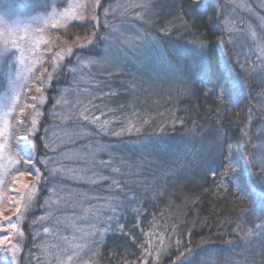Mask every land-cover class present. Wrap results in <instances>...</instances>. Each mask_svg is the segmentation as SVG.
<instances>
[{"label": "trees", "instance_id": "16d2710c", "mask_svg": "<svg viewBox=\"0 0 264 264\" xmlns=\"http://www.w3.org/2000/svg\"><path fill=\"white\" fill-rule=\"evenodd\" d=\"M7 1L14 5H25L33 11H40L44 2L5 0ZM110 1L102 0L98 27L93 28V21L76 22L69 26L67 33L56 30L53 32L54 36L59 35L68 42H72L77 35H90L93 30L98 37L104 36L107 16H102L100 10ZM183 2L184 0H152L155 8L152 14L146 16V20L151 22L136 23L147 36V49L158 63V74L147 76V67L139 61L140 56L137 57L133 52L126 55L122 59V65L114 70L100 72L103 70L98 71L100 66L96 63L81 68L77 56L86 53L84 50L74 49V54L63 61L64 67L45 86V101L37 107L41 113L37 135L34 137L37 157L58 156L64 149L76 148L82 142L85 146L91 145L93 151L83 154L86 165H96L110 179L91 184L87 179L79 181L81 173H72L66 178L62 174L50 176L43 165L37 164L45 178L39 185L36 202L22 221L25 235L21 241L23 251L19 253V264H33L28 260L35 252L38 224H33L32 221L44 213L45 206L41 205H45V200L49 198L50 188H55L58 196H64L69 194L67 183L80 190L79 194L84 198L95 195L102 199L116 197L113 201L117 206L115 213L108 210L99 219L100 224H104L108 216L114 217L107 221L111 228L104 233L106 238L102 237L99 254L92 264H124L125 260L139 264V245L147 239L144 232L153 231L157 236L162 234L165 245L168 246V256L162 257L160 264H171L179 254L175 247L177 240L181 242L180 251L190 247L195 253L190 264H264V235L245 237L247 229L262 223L259 219L261 211L250 197L238 192L227 181L226 187L217 186L223 169L220 167V153L214 150L219 142L225 153H231L237 172L247 168V159L253 180L256 181L257 177L264 180V172H261L253 159V150L258 140L255 126L261 118L255 96L262 88L247 72L241 71L248 87L236 99L220 104L216 95H213V89L222 84L223 77L227 75L221 63V40L226 55L232 60V46L221 21V11L216 1L210 0L211 6L204 20L197 28L185 29L178 19ZM165 28L170 31H163ZM201 39L207 42L205 60L214 72L211 78L203 75L197 56ZM156 43L168 51V63H162L159 59L154 47ZM89 47L96 55L89 56L88 59L97 61L102 58L103 40L97 39ZM176 47L184 51L182 56H177ZM4 59L0 55V81ZM168 64L177 70L173 76L165 74L167 77L163 76L161 70ZM69 67H76L78 70L73 73L68 71ZM66 86L80 93L86 92V96L69 104L72 105L71 119L58 122L62 124L60 129L79 121L86 124L87 130L91 132L82 141L80 139L73 144L61 142L54 145L56 151L52 152L44 148V144L49 143L45 133L50 120H53L50 111L54 96L60 87ZM216 91H219L218 87ZM109 92L117 94L104 95ZM89 100L91 105L88 104ZM120 105L124 107L121 109ZM82 107H88L92 115L100 116L101 111L106 113L105 117H101V122L105 118L113 121L108 125L107 131L78 119ZM108 109H114L115 112L109 113ZM128 120L134 125L132 131H125L120 136L111 134L127 127ZM145 120L148 123H144ZM25 127L28 125H24L21 130ZM137 128L140 130L136 131ZM245 132L247 135H244ZM100 160L110 161L109 167L99 165ZM73 164L75 163L72 162L70 167L76 172ZM113 168H119V173L113 172ZM213 171L217 173L216 177H213ZM91 176L83 172V177ZM111 179L126 186L122 190L113 188L110 191ZM257 186H260L259 182ZM102 204H105L104 199ZM75 211L74 207L56 209L53 216L55 218L50 220L61 223L62 216L67 219L69 215V220L74 224L75 218L79 219L82 215L81 210L79 215ZM89 215L97 220L93 214ZM119 224L124 225L123 231L117 227ZM79 225L76 227L79 228ZM82 226L84 228L85 225ZM155 243L159 241L155 240ZM149 264H152L151 258Z\"/></svg>", "mask_w": 264, "mask_h": 264}, {"label": "snow or ice", "instance_id": "6c2138e0", "mask_svg": "<svg viewBox=\"0 0 264 264\" xmlns=\"http://www.w3.org/2000/svg\"><path fill=\"white\" fill-rule=\"evenodd\" d=\"M64 6H60L57 0H44L41 7L44 9L42 15L31 18V24L20 25L17 24L14 27L5 26L0 29V55H3L5 60L9 56H17V61L19 64L23 65L28 57H32V67L28 68L30 73L34 72L37 65L43 66L46 60L50 62L52 71H49L47 67H43L39 76H35L34 79L39 81L42 85L44 80L51 81L53 75L61 70L63 61L74 54V49L84 50L86 55H78L77 61L81 68L89 67L97 63L93 59H88L87 57L96 55L89 46L95 44L97 39H101L107 42L105 49V61L116 65L119 63L121 58L122 50L119 47V43H127V40H121L120 36L117 35L116 28H110L109 34L105 36L98 37L97 32L93 30L90 35H85L81 37L79 35L75 36L72 43L69 44L67 39L57 35L52 36L49 33V29L53 30H63L67 33L70 25L76 22H95L93 28L99 26V17L95 15V11L98 7L102 6V0H63ZM210 0H184L180 7V19L183 27L185 29L197 28V25L202 22L207 15L210 8ZM142 9L141 12H136L135 17L144 20L146 23H150V20H146V14H152L155 5L152 0H129L128 3L120 4L117 3L115 7L110 10L105 9V16L111 13H116L117 10H121V14L128 13L130 10ZM227 30L229 33L233 31L231 26L232 22H227ZM35 25V26H33ZM105 27H109L107 21H105ZM167 32L170 29H163ZM250 35L256 49V61L255 64L257 68L261 71V83L262 88L261 93L258 96H264V35H258L255 29H250ZM58 41H63L66 46H59ZM193 43H196L195 41ZM223 44V40L220 41ZM43 46V47H42ZM58 47V50L53 52V48ZM156 53L162 63L169 62V54L164 48H162L158 43L154 44ZM115 49V51H112ZM207 49V42L203 39L199 41V52L197 53L201 70L205 77L211 78L214 75L212 68L207 64L205 60V50ZM46 53H52L50 58L46 57ZM126 55V54H125ZM243 67V65H241ZM15 64L9 65V70L5 74L9 84L11 85L13 92L11 96H6L4 98L5 102L3 104V110L0 111V209L10 206L12 203L16 204V214L15 216H4L0 219V264H19L18 254L23 251L21 244L24 238V231L22 228V221L24 220L25 214L32 208L36 202L39 185L41 181L45 178L41 169L37 167V164L43 165L50 176H56L63 174L66 171L72 172L75 175L74 170L65 169V167L60 164L59 160L53 156L43 155L37 157V144L34 139L37 135V124L38 121L36 116L41 115L37 109L36 103H29L20 106V101L22 99L18 91V85L16 84V79L13 77V69ZM78 69L76 67H69L68 71L75 73ZM47 74V75H45ZM249 72V75H252ZM111 75V73H109ZM20 73L17 70L15 72V77H19ZM219 91H216V88ZM248 87L246 81L242 80L238 74H233L229 70L228 74L223 77V83L219 86H214L213 95H216L217 100L223 105L225 102H231L236 99L239 93ZM32 89H29L31 91ZM37 93H41V97L32 96V101L42 102L43 93L40 86L35 87ZM117 93L109 92L104 93L105 96H115ZM96 97H92L95 99ZM68 101L61 98L56 101V105L67 104ZM78 104L82 102L77 101ZM91 105V100L88 101ZM93 107H96L93 105ZM124 105H120L122 109ZM27 109H33L35 114L30 118H23L26 116ZM19 113L18 116L13 115V113ZM109 113H114V109H108ZM135 115V113H133ZM79 119L97 125L101 130L107 131V127L113 121L109 119H104L101 122V117H105L106 113L100 112V116L92 115L88 107H82V110L78 114ZM11 120H15L16 123H10ZM64 119H71V117H65ZM125 119H128L125 117ZM144 123H148L147 120ZM29 125L27 131L24 134H19L24 125ZM134 125L131 120H128L127 127H122L120 131L112 132V135L120 136L125 131H132ZM139 131L140 129H135ZM81 135L82 133H76ZM86 134V133H83ZM247 135V132L244 133ZM54 143V142H53ZM44 148L49 151L55 152L56 148L52 147L50 143H45ZM102 150V149H101ZM216 151L220 153L221 164L220 167L223 171L219 174L218 187H226V181L228 184L233 185L238 192H242L244 195L251 198L252 202L261 211V216L259 219L262 221L260 224H256L254 228H249L245 232V237L261 236L264 235V231L257 232L256 229L264 230V180H260L259 177L256 181L253 180L252 172L248 171L247 168H242L237 172L233 165L231 153H225L223 151L222 145L218 142L215 146ZM67 158V157H63ZM99 165L104 168L109 167L110 161L100 160ZM23 169V170H22ZM85 169L83 171H87ZM261 172H264V167H262ZM113 172L119 173V168H113ZM213 177L217 176L215 171L212 172ZM11 176L12 179L7 181L4 177ZM32 176L33 181L31 183H22L18 177ZM80 179H87L91 184H97L98 181L109 180L110 177L102 175L99 171H94L91 177H83ZM259 182V187L257 186ZM20 184V187H13L14 185ZM126 185L116 179H111V184L109 185V190L113 188L122 190ZM131 191V189H129ZM15 193V195H12ZM52 194L57 195V199L53 200L50 196L45 202V205L51 208L53 205L59 204L60 198L57 194L55 188L52 189ZM163 195V193H161ZM105 204L101 205L100 208H108L113 213L116 211V204L113 201L116 197H105ZM85 211L96 216L97 220L100 219L103 213L92 206ZM52 214L49 212L45 216L39 217L37 220H33L32 223L42 222L44 220H50ZM113 216H108L107 221L113 220ZM104 224H91L89 228L91 231L85 232V235H100L103 236L105 232L111 228V225L107 223ZM117 227L123 231L124 225L119 224ZM155 227V226H154ZM78 231H84L83 229H77ZM243 231V229H242ZM45 234H54L53 231L47 227L43 228ZM144 236L147 238L142 244L139 245L141 248V257L139 258V264H149V258L152 259V264H160L162 257L168 256L167 248L165 245V237L161 234L157 236L153 232H144ZM154 238V239H153ZM75 237L70 241L68 237H63L66 243V247H61L59 245L55 246L59 249V254L52 253L54 257L55 264H92L91 260H83L81 253L88 248L86 243H74ZM135 240V237H133ZM158 240L159 243H155ZM180 241L175 242L176 251L178 255L171 261V264H190V260L194 257L195 253L188 247L183 251H180ZM98 255L97 252H92V256ZM38 259V258H37ZM124 264H134V262L124 261Z\"/></svg>", "mask_w": 264, "mask_h": 264}, {"label": "rangeland", "instance_id": "374dc122", "mask_svg": "<svg viewBox=\"0 0 264 264\" xmlns=\"http://www.w3.org/2000/svg\"><path fill=\"white\" fill-rule=\"evenodd\" d=\"M218 4V8L221 11V21L222 24L227 32V39L232 46V60L228 58V56L225 53V50L223 48V45L219 44L220 54H221V63L224 67L226 74H228L229 70L232 71L233 74H238L242 80L244 78L241 75V71H245L249 74V72H252L253 74L250 75L254 81H256L257 85L260 86L261 83V69L257 68L255 66L256 63V49L255 45L252 41V37L250 35V29H255L258 33V35H264V0H222L221 2H218V0H215ZM57 2L60 4V6H64L63 0H57ZM129 0H111L107 6L103 7V9L100 10V13L102 16H105V9H111L112 7H115L117 3L125 4L128 3ZM136 2H140V0H136ZM31 10V11H30ZM142 9H134L130 10L128 13L121 14V10H117L116 13H111L107 15L106 21L109 27L105 29L104 36L109 34L110 28H116L117 29V35L120 36L121 40H127V43H119V47L122 50V55L119 60V63L116 65H113L112 63L105 61V49L107 42L103 40V56L101 59L97 60V63L100 67L99 70H103L100 72H104L107 70H114L118 67V65H122V59L125 58L126 55H130L135 53L137 57H139V61H142L145 67L148 69L149 75L158 74V63L155 61V59L149 54V50L147 49L148 44L146 35L143 34L141 29L138 28L139 22H145L144 20L138 19L135 17L136 12H141ZM44 13V9L42 8L40 11H33L32 8H28L25 5H14L13 3H9V1L5 2V0H2L0 3V29H3L5 26L7 27H14L17 24H20L21 26L24 24H31V18L36 17L38 15H42ZM95 15L99 17V7L96 9ZM147 16V14H146ZM100 19V17H99ZM146 19V17H145ZM231 21L233 31L231 33L228 32L227 22ZM95 23V22H93ZM137 23V24H136ZM35 26V25H33ZM49 33L54 36L53 32L56 30L49 29ZM152 40V39H151ZM154 42V40H152ZM60 42V41H59ZM71 44L72 42H68ZM59 46H66L62 43H58ZM2 45H0V49H2ZM43 47V46H42ZM58 47L53 48V52L57 51ZM112 51H115V49H112ZM151 52V50H150ZM175 52L178 57L182 56L184 54V51L180 50V48L176 47ZM126 54V55H125ZM19 53H17V56ZM47 58H50L52 53H46L45 54ZM17 56H9L7 60L4 59V63L2 66V77H1V84H0V111L3 110V104L5 102L4 98L6 96H11L13 89L11 85L8 82V79L6 77V73L9 70L10 64H15V68L13 69V77L16 79V84L19 86L18 91L21 95L22 99L20 101V106H23L24 104L29 103H36L37 107L44 103L45 101V86L48 84L49 81L44 80V83L41 85L39 81H36L34 79L35 76H39L41 71H43V67H47L49 71H52L51 64L46 60L43 66L37 65L34 72L30 73L28 71L29 67H32V57H28V59L25 60L24 64L21 65L17 61ZM243 65V67H241ZM161 68V67H160ZM19 71L20 76L17 78L15 77V72ZM177 68L172 67L170 64L162 68L161 73H163V76H173ZM167 74V75H165ZM47 75V74H45ZM146 76V77H147ZM167 76V77H168ZM245 81V80H244ZM147 82V78L145 80ZM40 86L42 88L43 93V99L42 102L39 101H32V96H37L38 98L41 97V93H37L35 91V87ZM29 89H32L29 91ZM44 90V92H43ZM246 90L244 88L240 93H243ZM262 91V90H261ZM258 92V93H261ZM258 93L255 96V101L258 103L259 108L258 112L261 114V118L258 121V124H256L255 129L257 132V142L255 149L253 150V159L255 164L262 168L264 167V96H258ZM28 95V97L26 96ZM86 96V92L80 93L78 90L66 86V87H60L59 90L55 94V98L53 100V105L51 108V116L52 121L50 120L49 126L46 129V139H48V142L53 147L54 145H59V143H65V144H73L75 141H78L81 139L86 138L90 135V132L86 124L83 122H74L73 124L69 125L65 129H60L62 124H58L61 120L68 121L70 119H64L65 117H71L72 113V105L74 100L83 99ZM65 99L68 101L67 104H60L56 105V101L58 99ZM35 114L33 109H27L26 116L27 119H30ZM13 115L18 116L19 113H13ZM36 119L38 121L39 116H36ZM79 119V116H78ZM10 123H15V120L10 119ZM29 126V125H28ZM28 127H25L24 130H21L19 134H24L27 131ZM76 133H82L81 135H77ZM86 133V134H83ZM244 141L246 142V136L244 137ZM54 142V143H53ZM91 145H84V143L81 142V145L77 146L76 148H66L62 151L60 155H52L53 157L57 158L59 162L65 167V169H71L70 165L72 162H74L75 166L73 168L76 169L77 174L81 173V176H83V172H87L90 176L92 175V171H99L102 174V170H99L97 166L95 165H86L85 159L83 158V154L88 152L92 153ZM242 147H243V134H242ZM95 154L97 152H94ZM63 157H67L66 159ZM78 161L81 163H78ZM78 164V166H76ZM245 164L247 167V170L250 171L249 162L246 159ZM85 169H88L87 171H83ZM23 170V169H22ZM72 172L66 171L62 174L66 178L67 175H71ZM103 175V174H102ZM7 181H10L12 179L11 176L4 177ZM18 179L22 183H31L33 181L32 176H25V177H18ZM72 179V178H71ZM83 180V179H79ZM100 182V181H98ZM62 184H65V182H62ZM69 194H65L64 196H59L60 202L59 204L53 205L51 208L45 206L44 213L40 214L39 217L45 216L47 213L52 214V218L54 219V213L56 212V209L64 210L69 209L71 207H74L75 214L79 215V211L81 210L82 215L78 218H75L76 221L73 224L69 220V215L62 216L61 223L44 220L42 222H37V231H36V241L34 244V254H32L31 258L28 260L29 263L33 264H55L54 257L52 253L59 254V249L55 246L59 245L61 247H66V243L63 240V237H68L71 241L73 237H75L74 243H86L88 245V248L85 249L83 253H81V257L83 260H91L94 262L96 259V256H92V252H99V243L102 241V237L105 239L106 234L104 236L100 235H85V232L91 231L89 228V225L91 224H100L99 220H95L92 215H89L91 213L85 211L86 209H89V207H96L99 209L103 215L108 213L107 211L110 210L108 208H100L103 202V199L100 197H91V198H84L79 193L80 190H76L75 186H70V183H67ZM13 187H20V184L14 185ZM53 189V188H52ZM52 189L50 188L49 191V197L51 196L53 200L57 199V195L52 194ZM58 194V193H57ZM12 195H15V193H12ZM80 195V196H79ZM48 200V199H47ZM45 200V202L47 201ZM45 204V203H44ZM97 204V205H96ZM100 205V206H99ZM73 209V208H72ZM16 204L12 203L10 206H7L6 208L0 209V219H2L4 216H15L16 214ZM106 212V213H105ZM101 215V217L103 216ZM78 217V216H77ZM78 220V221H77ZM93 220V221H92ZM95 220V221H94ZM88 221V222H86ZM79 223H81L79 225ZM83 225L84 228H83ZM79 225V228L76 226ZM49 228L53 231L54 234H45L43 232V228ZM77 229H83L84 231H78ZM101 247V244H100ZM99 254V253H98ZM19 256V254H18ZM38 258V259H37Z\"/></svg>", "mask_w": 264, "mask_h": 264}]
</instances>
